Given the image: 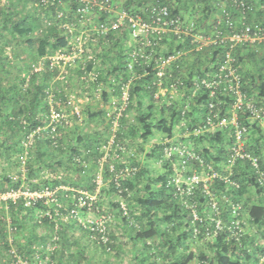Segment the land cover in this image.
Wrapping results in <instances>:
<instances>
[{
  "label": "trees",
  "instance_id": "obj_1",
  "mask_svg": "<svg viewBox=\"0 0 264 264\" xmlns=\"http://www.w3.org/2000/svg\"><path fill=\"white\" fill-rule=\"evenodd\" d=\"M110 1L115 12L104 13L96 9L88 16L80 12L82 4L79 0H54L53 4L42 3L41 0H4V2L0 0V161L13 165V160L16 159L21 164L25 154L24 145L29 143L30 135L39 128L48 127L51 81L59 74V69L52 65V63L57 64L53 59L61 53L65 56L70 55L78 45L80 37H89L85 48L94 52L93 58H89L90 55L85 53L81 59L76 60L79 65L77 74L80 78L91 73L97 76L95 80H82V84L86 83L90 89L98 91L101 83L107 84L109 80L110 86L101 89L104 101L108 102L110 93L121 96L122 87L130 84L132 80L129 86V106L119 118L112 147H118L121 153L122 146L124 147L128 142V137L132 139L138 137L140 143L144 144L151 141L155 132L162 136V140L153 145L148 156L164 159L169 174L151 178L149 170L130 158L133 160L131 173L118 181L116 177L126 169L125 165L110 160L104 167L105 176L112 178L108 194L115 193L126 201L134 200L136 208L140 211L139 216L137 212L133 214L140 221V228H133L130 232L134 241L143 245L139 253L143 255L139 264H160L161 261L163 264H195V260L198 264H259V259L264 256V243L258 245L252 236L245 235L240 240L228 241L229 233L224 231L219 232L215 238L207 237L208 232L212 233L215 230V223L206 220L207 214L213 212L209 206L210 199L202 193V186L195 190L193 196L185 198L190 199V204L194 203L197 206L203 218V222H194L192 212L183 204V199L176 196V189L170 184L173 173L172 162L177 161L178 157H173L172 161L165 158L163 145L165 139L191 148L206 163L216 164L218 171H226L230 142L226 140L223 132L201 137L188 135L179 139L175 135L178 128L181 134L185 135V127L181 126L182 123L190 124V129L201 125L206 111L201 110L200 107H207L204 98L198 99L193 104L179 96L170 105L169 94L157 99L158 87L154 85L157 82L156 58L132 57L133 52H137L140 45L136 42L129 44L132 42L129 26L110 30L105 35H101L99 27L110 25L115 21L118 12L126 11L130 15L146 17V11L159 5L166 6L170 15L180 18L182 23L187 25L194 23L200 33L210 34L218 25L224 28L228 17L237 22L238 28L241 29L243 25L256 23L264 25V0ZM89 19L94 22L95 27L90 26ZM82 23H86V27H82ZM164 40L161 46L169 45V47L165 50L160 47V54L169 55L175 49L188 45V42L176 45L173 37ZM216 49L217 51H212L211 56L205 52L193 53L191 60L182 59L180 63L182 65L189 63L191 68H197L190 73L203 74L209 71V63L220 61L221 56L228 50L225 45ZM143 50L146 56L149 48ZM233 56L236 65L240 68L245 91L256 101L263 103L264 47L257 52L249 46H239L233 51ZM100 59L105 62L102 63L104 67L99 66ZM106 61L110 62V66H106ZM39 63L43 64V68L37 71ZM260 64L262 66H259ZM72 67L67 65L69 70ZM247 68H252L254 72L250 70L252 73L250 74ZM179 73L173 68L174 76ZM132 78L135 80L133 81ZM164 82L167 83V80ZM56 91L53 89V92ZM55 96H61L63 100L68 101V97L63 92ZM136 99L135 120L139 123L141 131L134 128L128 118L134 109L131 103ZM187 106L190 109L183 116L182 112ZM197 110L203 114L202 118L195 117ZM40 112L45 113L47 120L39 116ZM100 115L102 116V112L89 114L91 118ZM169 116L171 118H168ZM74 118L78 119L76 116ZM69 125H60L58 134L62 135V130L67 129ZM256 126L253 127L251 134ZM59 135L52 138L48 130H43L41 134L34 136L31 145H27L31 150L37 148L35 156L40 165L37 168L34 166L33 156L28 151L24 164L27 175L25 179L22 178L20 171L15 180L10 176L0 177V193L29 188L32 191H56L57 197V204L51 207L46 205L45 199L32 208H26L22 200L16 204L8 201L0 205V264H76V258H79L80 263L90 259L86 258V254L84 255L86 246H80L83 245V239L78 237V233L88 235L89 238L92 235V232L79 221V218L90 211L86 207L79 208L77 205L79 198L90 202L87 197L96 195L92 210L94 213L99 210V201L105 192L98 193L99 186L96 179L101 170L104 152L101 151V144L85 137L84 147L73 146L67 154L64 140L66 137ZM78 138L77 143L81 144V138ZM250 149L257 155L264 156L259 149L252 146V142ZM141 150L144 151L143 148ZM112 163L113 169L110 166ZM190 165L199 166V163L191 160ZM60 168H63L64 172L76 171L75 179L69 181L64 177H48L37 183L33 182L40 179V172L49 170L55 173ZM233 171L236 174L233 179L239 181L242 186L240 189L226 185L221 180L212 183L222 205L221 220L224 225H228L232 218L231 206L224 205L222 200L225 195L232 204H240L244 207L241 219L261 229L259 235L264 242V188H261L248 164L240 163ZM224 172L223 174H226ZM83 174L85 177H82ZM144 178L148 182L142 189ZM252 189L254 192H249ZM83 193H87L88 196H82ZM122 203L118 202L114 207L128 225L130 213L124 216ZM49 210L53 213L52 219L41 216ZM73 210L78 211V217L71 213ZM64 219H67L66 223ZM42 225L48 226L51 231L50 244L46 242L47 236L38 232V228ZM74 229L78 233H72L71 230ZM141 229L145 231L143 234L140 232ZM180 230L182 231L179 232ZM111 231L108 227V244L99 242L101 234L98 231L93 232L94 238L90 240L88 238L87 242H93L102 250L110 252L115 247L116 241V235ZM154 237L160 239L162 243H150L149 241ZM54 238L57 240L54 241ZM193 238L208 240L209 249L213 251L212 258L209 259L204 252L197 254L190 250L189 241ZM77 246L82 247L83 250L76 254L72 248ZM104 264L111 263L105 261Z\"/></svg>",
  "mask_w": 264,
  "mask_h": 264
},
{
  "label": "built area",
  "instance_id": "obj_2",
  "mask_svg": "<svg viewBox=\"0 0 264 264\" xmlns=\"http://www.w3.org/2000/svg\"><path fill=\"white\" fill-rule=\"evenodd\" d=\"M42 3H54V0H41ZM82 7L79 9L84 15L90 16L91 13L98 9L104 13H113L115 8L110 0H79ZM61 16V15H60ZM115 21L110 25H103L99 27L101 35L107 34L110 30H119L124 26H129L131 40L140 45L139 50L134 51L133 58L138 56L146 59H155L157 70V82L154 84L158 87L156 98L164 97L169 94L168 104H172L179 96L185 98L195 104L198 99L204 98L207 107H200L205 110L204 120L201 125L190 129L186 123L181 125L185 127V134L201 137L203 135H216V133L223 132L226 140L230 142L229 156L226 161V174L224 171H218L216 164L213 162L206 163L201 156H198L191 148H187L178 142H171L170 139H165L163 142L165 146V158L171 160L173 157H178L177 161L172 162L173 173L171 175V185L175 187L176 196L183 199V204L192 213L194 222H203L197 206L193 203L190 204V198L195 194V190L202 186V193L210 199V207L212 214H207L206 220L215 223V230L206 235L208 238H215L219 232L227 231L231 239L240 240L246 235L245 221L241 219V212L243 206L240 204H232L227 196L223 195L222 200L224 205L231 206L232 218L228 225H224L221 220L222 205L219 201L216 188L212 183L216 180H221L226 185L240 189L242 186L239 181L233 179V169L240 163H246L250 166L252 173L255 174L257 182L264 188V159L262 156L257 155L250 149L251 131L254 126L264 124V104L256 101L252 95L245 91L243 77L240 74V68L236 65V59L233 56V51L239 46H249L255 51H259L264 47V25L250 24L243 25L239 29L237 22L228 17L225 20L224 28L219 25L215 30L208 33H200L197 31L194 23L184 24L180 18L170 15L169 9L166 6H153L146 11V17L142 15H130L126 11L117 13ZM167 37L175 38L176 45H182L188 42V45L183 46L181 49L169 55L160 54L159 48L162 47V42ZM88 38L80 37L78 45L73 49L72 53L68 56L60 55L53 60L57 63L60 61L64 65L74 66L76 60L82 58V55L87 53L85 46L87 45ZM188 38L189 41H186ZM223 45L227 46L226 50L218 62L209 63V71L203 74L186 73L184 65L180 63L182 59L186 60L193 53H204L211 56L212 51H217ZM143 48H149L148 54L145 56ZM89 58H93L90 56ZM54 66L55 64L52 63ZM173 68L180 73L177 76L173 75ZM40 69L37 68V71ZM95 73L82 76L83 81L95 80ZM133 81L135 80L132 78ZM167 80V83L164 82ZM132 81V80H131ZM130 84L122 87L121 101L122 106L119 113L116 115L117 120L122 117V114L129 106V86ZM186 96V97H184ZM228 100V101H227ZM229 104H228V103ZM50 104V103H49ZM71 105V102L67 101ZM187 106L182 115L184 116L189 111ZM78 119L80 113H73ZM50 122L46 129L39 128L34 134L30 135V139L34 140V136L41 134L43 130H48L52 138H56L58 128L60 125H69L68 120L64 113L54 110L52 107L49 116ZM116 124V123H114ZM189 130H192L190 132ZM30 143V142H29ZM262 157V158H261ZM194 160L199 163V166L190 165V161ZM22 165V178H25V161L21 162ZM114 167L111 166V169ZM0 169L2 164L0 163ZM224 172V173H225ZM131 170L125 169L117 175V180L127 176ZM11 177V176H10ZM13 180L16 178L11 177ZM100 176H97L96 182L99 186L102 183ZM90 202L83 198L78 199L79 208H88L90 211L93 209V202L96 198L87 197ZM46 200V205L51 207L57 204L56 191L43 190L32 191L29 188H21L19 190H10L0 193V205L8 201L16 204L22 200L26 208L36 206L41 200ZM59 206V205H58ZM124 216H127L129 211L126 205H121ZM78 217L79 213L76 210L71 212ZM98 213L100 211L98 210ZM214 214V215H213ZM107 215V214H106ZM42 217L53 218V213L49 210L46 211ZM81 222V219L79 218ZM112 222L109 216H99L97 221H88L82 223L85 228L89 229L92 233L91 237L94 238L93 232L101 234L99 242L108 244L107 228ZM57 240L54 238V241ZM259 264H264V256L259 259Z\"/></svg>",
  "mask_w": 264,
  "mask_h": 264
},
{
  "label": "rangeland",
  "instance_id": "obj_3",
  "mask_svg": "<svg viewBox=\"0 0 264 264\" xmlns=\"http://www.w3.org/2000/svg\"><path fill=\"white\" fill-rule=\"evenodd\" d=\"M4 2V0H3ZM92 20L89 19L90 26L95 27L94 22H90ZM82 27H86V23H82ZM88 26V24H87ZM81 28V27H80ZM131 41V40H130ZM133 43L129 42V44ZM163 49H167L169 45L162 46ZM100 49V48H98ZM96 52V49H95ZM88 55L93 56L94 52H92L91 49L87 50ZM62 54V53H61ZM115 56V55H114ZM113 56V57H114ZM58 57V56H56ZM115 61V60H114ZM102 63H105L100 59L98 61L99 66L102 65ZM110 62L106 61V66L109 65ZM105 65V64H104ZM20 66V65H18ZM77 63L74 64L72 69H67V66L64 65L61 61L57 64H55L54 67H57L59 69V74L56 78H54L51 81L52 88L50 90L49 95V102H50V108H54V110H58L59 112H62L66 116V120L69 122V126L67 129L62 130V135L65 136V146H66V152L69 154V150L73 146L84 147L86 140L85 137H89L92 141L98 142V144H101V151L104 152V156L102 157L101 161V170L98 173V176H100V181L102 180V183L99 184L98 193L104 191L102 198L99 201L100 206L98 207L100 213L98 211L96 213L93 212L91 209L90 212L85 215L84 217H81L82 223H88V221H97L99 219V216H109L112 218V222L109 225V228L112 230L111 232L116 235V241L114 242L115 247L112 248L110 252H106L102 250L98 245H96L93 242H87V239L89 238L88 235H84L82 233H78L75 229L71 230L72 233L77 232L78 237L80 239H83V245L80 246H86L85 253L86 258L88 261H79L76 258V264H104L105 261L110 262L111 264H139L140 258L142 256L139 254L141 250L143 249L142 243H136L133 239L132 233L130 232L133 230V228H140V221L136 219L133 214L137 212V216L140 215L139 209L135 206L134 200H123L122 198L118 197L115 193L108 194L109 192V185L112 181V178L105 176V165L107 162L116 161L120 164H124L126 169H132V163L133 160L130 158H133L138 163H140V166L143 168L149 170L150 177L156 178L159 175H167L169 174L168 170L166 169V164L164 159H158L157 156L149 157L148 153L151 152V149L154 147V144H157L159 141L162 140V136L155 132L154 139L152 138L151 141L148 143H140V139L138 137H134V139L128 137V142L124 144V147L122 146L121 153L119 152L118 147H112V144L115 140L116 130L118 128V122L119 120L113 119L117 118V114L119 113V109L122 106L121 96L111 94L109 95L108 102L104 101V96H102L101 89H106L109 85V80L107 81V84L104 82L101 83L99 89H90L88 84H82V77L80 78L77 74ZM103 66V65H102ZM259 66H262L260 64ZM104 67V66H103ZM38 68L42 69L43 64L39 63ZM108 68V67H105ZM40 69V70H41ZM24 76V75H22ZM117 84V83H116ZM110 86V85H109ZM114 88V87H113ZM53 89L57 90L56 92H53ZM110 89V88H108ZM64 93L66 97H68V101L71 102V105L67 104L66 100H63L61 96L57 97L55 94ZM56 97V98H55ZM134 105V109L130 113L131 115H128L130 124L134 126V128H137V130L141 131L139 123L135 120V111L137 108V99L134 100L132 103ZM145 104V103H144ZM75 112L80 113V118L75 119L74 114ZM102 112V116H98L95 118H91L89 114L94 113H100ZM117 115V116H116ZM39 116L42 119H46L45 113L40 112ZM160 117V116H157ZM168 118H171L169 116ZM47 120V119H46ZM116 123V124H114ZM190 126V124H188ZM182 126V125H181ZM177 138L186 137V134H181L179 128L177 129ZM78 137L81 138V144L77 143ZM83 138V139H82ZM28 144L24 145L25 148V156L23 155L22 161L26 160V153L29 151L31 152V156H33L32 160L34 163V166L37 168L40 164L39 161H37L35 153L37 148H31L27 145H31L32 139L29 138ZM34 146V145H33ZM128 148V149H127ZM141 148L144 149V151L141 150ZM150 151V152H149ZM28 155V157L30 156ZM27 157V159H28ZM69 157V156H68ZM15 160V161H14ZM13 160V165H8V162H1L2 169H0V177H6L11 176L13 178H16L19 175V171L21 173L22 171V165L20 162H18L16 159ZM112 163L110 166H113ZM24 167V166H23ZM58 172L52 173V171L44 170L40 172V179H36L33 182L37 183L39 180H44V178H56V177H64L68 178L70 181L71 179H75L76 177V171H68L64 172L63 168H60L57 170ZM58 173V174H57ZM26 175V171H25ZM27 175L25 176V178ZM82 177H85V174L82 175ZM24 178V179H25ZM124 178V177H123ZM122 179V178H121ZM147 179L144 178L142 181V189L147 183ZM66 190V189H65ZM82 196H88L87 193H83ZM92 198H96L95 196H91ZM118 202H123V205H127L128 211L130 213V222L128 225H126L123 221V217L120 216L118 213V210L114 207L115 204ZM61 204V202H60ZM53 206V205H52ZM62 206V205H60ZM97 209V208H96ZM97 209V210H98ZM107 214V215H106ZM40 217V216H39ZM64 223H66L67 219L63 220ZM261 229H258L256 226L252 225V223H248L246 221L245 223V231L247 236H252L254 239H256V243L258 245H263V239L260 237ZM30 231V230H29ZM180 230L179 232H181ZM38 232L41 235L47 236V244L49 243L51 231L49 230L48 226H41L38 228ZM142 234L145 232L143 229L140 231ZM154 232V229L152 231V234ZM178 232V233H179ZM90 238H92L90 236ZM89 238V240H90ZM147 239V238H146ZM208 240H201L199 238H193L191 241H189V248L191 251L195 253L204 252L206 256L210 259L213 256V251L209 249L208 246ZM85 242V243H84ZM150 243H162L160 239L157 237H154L152 240L149 241ZM39 242H37L38 244ZM50 244V243H49ZM81 247V248H82ZM74 247L72 250L74 252L79 253L83 249ZM25 264V263H24ZM160 264H163L162 261ZM195 264H198V261L195 260Z\"/></svg>",
  "mask_w": 264,
  "mask_h": 264
},
{
  "label": "crops",
  "instance_id": "obj_4",
  "mask_svg": "<svg viewBox=\"0 0 264 264\" xmlns=\"http://www.w3.org/2000/svg\"><path fill=\"white\" fill-rule=\"evenodd\" d=\"M189 58V60H191L192 59V57H191V55L190 56H188ZM187 61V60H186ZM190 64L188 63V64H185L184 65V68L186 69L185 71H186V73L187 74H190V71H193V70H195V69H197V68H194L193 69V67L191 68V65L189 66ZM249 71L251 70V71H253L254 72V70L251 68H247ZM251 71H250V74H252L251 73ZM256 71H257V69H256ZM256 71H255V73H256ZM254 73V74H255ZM184 97H186V96H184ZM263 103H264V101H263ZM199 117V118H202L203 117V114L200 112V111H196V115H195V117ZM201 122V121H200ZM199 123V122H198ZM194 126V125H193ZM256 129H254V131L252 132V134H251V142H252V146H254L257 150L259 149V151H261V153L264 155V124H262V125H258V126H256L255 127ZM176 132H177V130H176ZM176 132H175V135L177 136V134H176ZM264 157V156H263ZM249 192H254V190L252 189V190H250ZM249 192H247V193H249Z\"/></svg>",
  "mask_w": 264,
  "mask_h": 264
}]
</instances>
